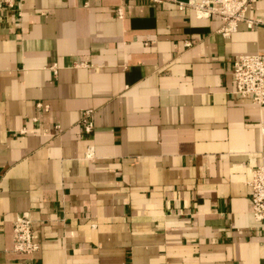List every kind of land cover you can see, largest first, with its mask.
Here are the masks:
<instances>
[{"label":"crops","instance_id":"0c3cea01","mask_svg":"<svg viewBox=\"0 0 264 264\" xmlns=\"http://www.w3.org/2000/svg\"><path fill=\"white\" fill-rule=\"evenodd\" d=\"M246 17L264 21V0ZM220 24L172 1L0 8V264H264L248 185L264 105L232 83L264 25ZM22 212L31 257L12 251Z\"/></svg>","mask_w":264,"mask_h":264},{"label":"built area","instance_id":"2783aa9c","mask_svg":"<svg viewBox=\"0 0 264 264\" xmlns=\"http://www.w3.org/2000/svg\"><path fill=\"white\" fill-rule=\"evenodd\" d=\"M21 0H0V8L3 5L13 8ZM153 3L163 1L175 2L179 10L187 7L194 9L198 18H208L218 16L221 24L217 32L223 37H229L237 31L239 22L246 21L247 25L263 24L261 19H251L246 17L247 11L252 9L257 0H148ZM121 10L118 9V16L121 17ZM189 41L185 46H190ZM79 65L87 66L85 63ZM52 70L56 72L53 65ZM232 83L233 92L243 97H249L251 101L258 105H264V54L246 53L235 55L232 59ZM36 107L44 112L49 110V105L41 102L36 103ZM92 110L83 112L80 124L86 133H90L94 127ZM34 121L37 117L33 118ZM60 131V126L55 125ZM264 131V126H262ZM87 156H91L90 150ZM250 179L251 213L256 221H264V166L255 165L248 168ZM40 250V241L33 229V221L29 213L18 214L12 225V251L27 256H35Z\"/></svg>","mask_w":264,"mask_h":264}]
</instances>
